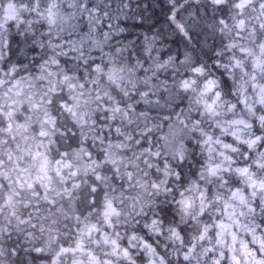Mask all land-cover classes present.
Here are the masks:
<instances>
[{"label":"clouds","instance_id":"obj_1","mask_svg":"<svg viewBox=\"0 0 264 264\" xmlns=\"http://www.w3.org/2000/svg\"><path fill=\"white\" fill-rule=\"evenodd\" d=\"M0 264H264V0H0Z\"/></svg>","mask_w":264,"mask_h":264}]
</instances>
